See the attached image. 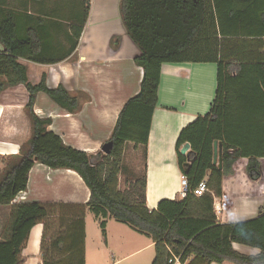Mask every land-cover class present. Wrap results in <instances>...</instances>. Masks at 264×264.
<instances>
[{
    "label": "trees",
    "instance_id": "16d2710c",
    "mask_svg": "<svg viewBox=\"0 0 264 264\" xmlns=\"http://www.w3.org/2000/svg\"><path fill=\"white\" fill-rule=\"evenodd\" d=\"M82 1L84 19L72 26L75 43L69 55L76 51L90 17L92 0ZM119 12L127 36L140 52L134 63L143 70V77L140 91L127 100L118 116L108 140L113 143L110 154L91 155L67 145L50 130L53 119L34 111L40 93L72 115L91 101L90 96L71 94L63 85L49 88L47 74L37 84L29 81L23 61L55 65L63 60L45 57L47 45L37 30L21 36L14 15L0 4V96L24 86L29 93L25 112L31 127V137L19 154L7 160L0 155V164L5 163L0 168V209L12 207L9 234L0 240V264H22V250L32 230L52 209L67 207L13 204L27 192L36 164L76 172L91 193L86 207L103 220V235L105 220L113 219L147 236L156 250L152 264H171L174 257L181 264L192 257L202 264H264V208L254 219L220 224L214 207L215 198L223 197L224 179L236 173L240 160L248 161L245 172L250 181L263 177L264 0H121ZM37 22L38 26L45 23L41 17ZM118 42L113 38V49ZM184 63L216 64V95L210 112L184 128L177 140L178 168L188 180L185 198L162 200L157 210H150L148 145L162 67ZM215 142L221 145V169L213 164ZM130 144L143 149V174L128 172L125 154ZM186 144L191 150L183 156L180 151ZM121 175H127L125 190L120 189ZM204 180L208 191L197 197L194 191ZM83 219L82 215L78 224L84 234ZM235 243L259 249L260 254L242 255L234 249Z\"/></svg>",
    "mask_w": 264,
    "mask_h": 264
},
{
    "label": "crops",
    "instance_id": "0c3cea01",
    "mask_svg": "<svg viewBox=\"0 0 264 264\" xmlns=\"http://www.w3.org/2000/svg\"><path fill=\"white\" fill-rule=\"evenodd\" d=\"M120 1L92 0L90 17L79 45L69 55L75 43L72 26L84 19V16L78 15L79 10L76 13L72 11L74 8L69 11L74 17L63 28L56 21L49 22L47 14L51 13L52 8L49 9L48 4H44L42 0H0L2 10L14 15L21 36H25L29 30L31 33L34 29L37 30L47 45L45 57L63 60L55 65L23 61L28 67L29 81L37 84L42 75L47 74L49 88L63 85L71 94L83 92L90 96L91 101L83 109L87 106L91 109L90 119L95 126L101 128V134L104 135L102 138L93 139L81 127L84 126L83 117L61 109L45 93L38 95L34 111L41 118H49L44 116L45 113L55 106L61 109L58 118L50 117L53 119L51 131L61 136L67 145L91 155L99 150L105 137L111 136L124 104L140 91L143 77V70L138 67L142 70L139 79L135 76L138 91L133 92V88L127 90L129 83L123 80L122 67L125 60L134 62L140 52L127 36L122 24ZM115 16L114 27L111 19ZM39 17L45 21L42 26H38ZM113 38L120 40L117 49L111 46ZM2 50L0 45V51ZM217 75L216 64H164L162 67L159 101L153 116L148 145L146 200L150 210H157L162 200L185 198L182 194L183 175L177 163V140L184 128L199 116L210 112L217 90ZM28 100L29 93L24 86L9 89L0 96L1 156L19 154V145L12 138H2V118L6 108L24 110ZM112 116L115 118L113 126L110 127L109 119ZM58 124L61 131L69 132L68 139L58 133ZM12 132L11 130V137ZM98 140L99 142L94 143ZM242 162L245 159L238 162L233 176L224 179L223 197L215 198L214 207L217 222L220 224H235L254 219L264 208V160L261 161L263 177L257 182L250 181L246 175L248 161L243 165ZM27 192L31 203L63 204L67 207L52 209L48 217L32 230L22 250V264L153 263L156 256L155 245L147 236L113 219L105 220L106 234L103 235V220L97 219L90 208L86 207L91 193L76 172L55 171L36 164L30 172ZM9 208L11 207L2 208V213L7 209L9 211ZM67 208L71 213L68 216L62 215L60 211ZM82 215L84 234L78 224ZM93 223L97 224L99 235ZM5 234L2 228V241L8 236ZM233 247L245 256L260 254L259 249L240 244L235 243ZM191 263L202 264L195 261L194 257L186 264Z\"/></svg>",
    "mask_w": 264,
    "mask_h": 264
},
{
    "label": "rangeland",
    "instance_id": "374dc122",
    "mask_svg": "<svg viewBox=\"0 0 264 264\" xmlns=\"http://www.w3.org/2000/svg\"><path fill=\"white\" fill-rule=\"evenodd\" d=\"M44 2V4H48V8H52V11H50L51 13H48V19L49 22L50 21H56L58 22V24L62 25L63 28H66L67 24L70 23L72 21V18L74 17L71 12H69L71 9L74 8L75 11L74 13L78 12L79 10V14L81 16H84V6H83V1L82 0H42ZM68 2V3H67ZM116 16L115 18H112V25H114V27L116 26ZM115 29V28H113ZM120 42H118L119 45ZM121 75L123 76V80H125L127 83H129V88H127L128 91H130L132 88L135 90L133 92L138 91L137 87H136V78L135 76L138 77V79L141 77L142 75V70L139 69L135 63L133 61H127L125 60L124 65L122 67L121 70ZM135 78V80H133ZM121 79V77H120ZM135 82V84H133ZM133 84V85H132ZM135 85V86H134ZM77 94V93H76ZM87 104V103H85ZM84 104V105H85ZM7 110L5 111V114L2 118V138L4 136H6V138L11 139L12 141H15V143H17L19 145V153L21 152L22 147L25 146V144L28 142L29 138L31 137V127H30V122L28 120V117L26 115L25 112V108L24 110H17V109H9L6 108ZM95 109V108H92ZM17 112V113H16ZM61 112V109H59L57 106L53 107V109H51V111L45 113V117H52L53 119L58 118V113ZM91 109L88 108V106L84 109H82L79 113L75 114V115H79V117H83L84 119V126L81 125V127H83L84 130H86L88 133H90L93 137V139H98V137L102 138L104 137V135L102 136V131L100 127L95 126L92 121H91V116L90 113ZM56 119V122L59 123V120ZM60 124V123H59ZM58 124V133H61L62 136H64L65 139H68L69 137V132H64L61 131L60 126ZM53 128L50 127V130H52ZM11 130L12 132V136L11 137ZM110 139L109 136L104 138V141L102 144H100L99 150L97 152H95L96 155L98 153L102 152V146L104 145V143H107L108 140ZM94 142V141H92ZM99 142L96 141L94 143ZM101 143V142H100ZM103 153V152H102ZM104 154V153H103ZM105 155V154H104ZM5 160H7V156L5 157ZM4 160V161H5ZM247 161L245 160V162H242L243 164H246ZM125 165L128 169V172H135L137 174H143L144 172V168H145V161H144V154H143V149L139 148V149H135L134 145L130 144L127 148L126 154H125ZM5 167V163L2 162V164H0V168L3 170ZM126 180H127V175H121L120 177V189L121 190H125L126 189ZM24 199V200H21ZM23 203H31V201L28 200V192H24V194H21V196L19 198H17V200L13 203V204H23ZM11 208H9V211L11 212ZM6 210V209H5ZM8 211V209L6 211H4L2 213V209H0V240H2V228H4V232L6 234H9L10 231V223H11V217H10V212ZM60 211V209H59ZM62 215H69L71 212L70 210L67 208L66 210H61L60 211ZM116 224V223H114ZM94 228H96L97 230V234H100V230L97 226L96 223H93ZM5 234V235H6Z\"/></svg>",
    "mask_w": 264,
    "mask_h": 264
},
{
    "label": "water",
    "instance_id": "95a60500",
    "mask_svg": "<svg viewBox=\"0 0 264 264\" xmlns=\"http://www.w3.org/2000/svg\"><path fill=\"white\" fill-rule=\"evenodd\" d=\"M112 146H113L112 142L104 143V145L102 146V152L105 155H109L111 152ZM190 150H191V145L186 144L183 146L180 153H181V155L186 156ZM213 164L217 165L220 169L222 168V151H221V145L218 142L214 143Z\"/></svg>",
    "mask_w": 264,
    "mask_h": 264
},
{
    "label": "built area",
    "instance_id": "2783aa9c",
    "mask_svg": "<svg viewBox=\"0 0 264 264\" xmlns=\"http://www.w3.org/2000/svg\"><path fill=\"white\" fill-rule=\"evenodd\" d=\"M182 187H183V196L185 197L187 194V190H188V180L183 176L182 177ZM208 191V186H207V180H204L199 187L194 191V194L197 197H201L203 194H205ZM24 194V193H21ZM21 194L17 197L19 198L21 196ZM17 200V199H16ZM15 202V201H14ZM171 264H179V258L178 257H174L173 260L170 261Z\"/></svg>",
    "mask_w": 264,
    "mask_h": 264
},
{
    "label": "bare ground",
    "instance_id": "6f19581e",
    "mask_svg": "<svg viewBox=\"0 0 264 264\" xmlns=\"http://www.w3.org/2000/svg\"><path fill=\"white\" fill-rule=\"evenodd\" d=\"M119 111H120V110H119ZM114 118H115V117L112 116V117L109 119V122H110V123H109V126H110V127L113 126ZM152 149H154V147H152ZM152 205H153V204H152Z\"/></svg>",
    "mask_w": 264,
    "mask_h": 264
}]
</instances>
